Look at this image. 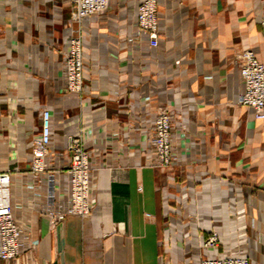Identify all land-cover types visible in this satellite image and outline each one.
Listing matches in <instances>:
<instances>
[{"label": "crops", "instance_id": "1", "mask_svg": "<svg viewBox=\"0 0 264 264\" xmlns=\"http://www.w3.org/2000/svg\"><path fill=\"white\" fill-rule=\"evenodd\" d=\"M138 1L110 0L84 40L92 87L85 118L108 166L96 176L94 212L84 219L68 215L54 227L34 214L28 264H196L198 237L209 234L208 223L221 235L220 253L264 264V119L238 104L244 80L234 62L245 49L264 62L258 18L264 0H159V59L134 76L139 52L124 37L134 29ZM70 8L71 0H10L0 16V84L7 90L0 94V152L10 145L12 168L27 165L24 142L38 119L37 103L52 104L61 145L67 143L62 122L80 111L65 108L61 82L59 50ZM136 82L139 107L169 101L186 127L177 131L186 164L168 176L143 165L145 135L138 116L130 126L124 105ZM13 130L16 139L9 136ZM187 172L195 175L194 184L186 183ZM160 182L174 185L168 201ZM180 186L189 192L183 203Z\"/></svg>", "mask_w": 264, "mask_h": 264}, {"label": "built area", "instance_id": "2", "mask_svg": "<svg viewBox=\"0 0 264 264\" xmlns=\"http://www.w3.org/2000/svg\"><path fill=\"white\" fill-rule=\"evenodd\" d=\"M9 1L0 0L1 17L7 11ZM109 4L110 0H71L68 22L63 27V46L59 50L60 70L63 93L68 100L65 108L80 107V111L68 115L62 122L67 143H56L54 130L58 123L54 119L53 106L37 103L38 119L24 142L28 149L27 165L10 166L6 160L9 144L0 152V263L16 258H22L24 264L29 263L35 248L31 240L34 214H40L54 227L63 223L68 215L84 219L94 212L96 176L101 168L108 166L102 161L106 150L98 148L93 142L94 126L89 118H85L84 102L92 87L86 82L89 77L85 70L83 48L88 26L106 11ZM258 18L264 32V7ZM133 23L134 29L126 33L124 40L139 52V65L132 72L134 76H139L159 59V0H139ZM234 62L238 64L244 80L238 104L252 110L255 117L264 119V62L250 49L237 53ZM133 85L135 90L130 92L131 100L124 105L130 114V126L138 116V128L145 135L141 144L145 151L143 165L156 168L168 176V171L174 166L186 164L177 140L178 129L186 127L178 123L179 109L169 101L139 107L135 99L141 87L137 82ZM6 91L0 84V94ZM11 114L15 120L20 119L17 113ZM9 136L16 139L18 133L13 130ZM186 180L194 184L195 175L188 173ZM168 185L171 183L161 187L167 201L171 197ZM182 190L180 186V203L189 193ZM169 212L167 205L168 215ZM193 219L202 230L200 212H195ZM168 224L171 226V221ZM208 225L209 234L198 237L199 257L196 264H250L249 256L242 253H220L221 235L212 223Z\"/></svg>", "mask_w": 264, "mask_h": 264}, {"label": "rangeland", "instance_id": "3", "mask_svg": "<svg viewBox=\"0 0 264 264\" xmlns=\"http://www.w3.org/2000/svg\"><path fill=\"white\" fill-rule=\"evenodd\" d=\"M51 104V103H50ZM52 105V104H51ZM154 169H156V168H154ZM156 170H158V169H156ZM159 171V170H158ZM186 181V183H188V184H192V183H190L189 181H187V180H185ZM164 184H166V183H164ZM162 182H160L159 183V185H158V187L160 188V190H161V187H162V185H164ZM174 185L173 184H171V185H168V190L169 189H172V187H173ZM162 191V190H161Z\"/></svg>", "mask_w": 264, "mask_h": 264}]
</instances>
